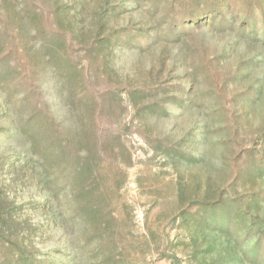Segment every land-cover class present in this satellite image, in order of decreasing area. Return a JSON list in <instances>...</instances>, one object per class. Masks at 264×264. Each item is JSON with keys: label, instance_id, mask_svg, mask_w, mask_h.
Masks as SVG:
<instances>
[{"label": "rangeland", "instance_id": "1", "mask_svg": "<svg viewBox=\"0 0 264 264\" xmlns=\"http://www.w3.org/2000/svg\"><path fill=\"white\" fill-rule=\"evenodd\" d=\"M0 264H264V0H0Z\"/></svg>", "mask_w": 264, "mask_h": 264}]
</instances>
